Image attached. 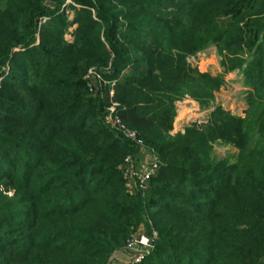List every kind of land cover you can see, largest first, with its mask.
<instances>
[{
	"label": "trees",
	"instance_id": "16d2710c",
	"mask_svg": "<svg viewBox=\"0 0 264 264\" xmlns=\"http://www.w3.org/2000/svg\"><path fill=\"white\" fill-rule=\"evenodd\" d=\"M209 46L244 66V117L170 136L177 102L223 84L187 62ZM112 103L158 158L144 195ZM140 229L157 238L136 264H264V0H0V264H111Z\"/></svg>",
	"mask_w": 264,
	"mask_h": 264
},
{
	"label": "rangeland",
	"instance_id": "374dc122",
	"mask_svg": "<svg viewBox=\"0 0 264 264\" xmlns=\"http://www.w3.org/2000/svg\"><path fill=\"white\" fill-rule=\"evenodd\" d=\"M67 16L71 19L72 12L67 11ZM74 27H70L67 31L66 39L72 40L71 32ZM188 63L197 67L201 72H207L212 76H220L223 84L219 88V91L215 94L214 100L207 108H202L200 105L189 97L184 98L182 101L176 103V117L174 119L173 129L169 133L170 136H174L177 133H184L185 127L189 125H195L196 128H203L207 124L210 113L216 108L220 107L229 111L232 115L238 117H244V112L247 108L246 97L250 91L245 86L243 68L235 69L233 71H225L222 66V56L218 52L215 46H209L203 51L198 52L195 56L188 58ZM180 113H183L182 119L177 121ZM213 156L218 160H228L233 162V156L237 153V150L231 145L225 144L222 141H217L213 145ZM140 158V159H139ZM135 160V167H139L140 162L147 160V157L141 155ZM150 187V186H149ZM145 234H142V237ZM135 236H138L137 234ZM147 237V235H146ZM136 254L137 252L134 251ZM130 251L128 256H130ZM113 261V260H111ZM129 260H125L122 264H126ZM114 262V261H113ZM112 262V263H113Z\"/></svg>",
	"mask_w": 264,
	"mask_h": 264
},
{
	"label": "built area",
	"instance_id": "2783aa9c",
	"mask_svg": "<svg viewBox=\"0 0 264 264\" xmlns=\"http://www.w3.org/2000/svg\"><path fill=\"white\" fill-rule=\"evenodd\" d=\"M46 21L45 18L39 19V25ZM87 81V87L89 92L96 96L99 95V89L103 83L101 76L95 71H89L85 76ZM104 84V83H103ZM115 82L110 83L109 97H113V87ZM117 103H112L108 108V114L106 115V123L113 129L121 133L126 139L134 142L140 146L143 157L148 159L144 163L140 164L139 167H135V161L132 157H127L124 160L122 171L123 178L126 181V185L129 189L138 191L144 195L149 189V181L155 177L159 170V161L153 152H148L144 147V143L138 138L136 131L129 129L121 120L119 115L116 113ZM157 238L155 231H152L151 236L138 237L134 236L126 245L125 251H136L137 253L133 258L126 264H136L142 260V254L153 248V243ZM145 249V251H143Z\"/></svg>",
	"mask_w": 264,
	"mask_h": 264
},
{
	"label": "crops",
	"instance_id": "0c3cea01",
	"mask_svg": "<svg viewBox=\"0 0 264 264\" xmlns=\"http://www.w3.org/2000/svg\"><path fill=\"white\" fill-rule=\"evenodd\" d=\"M183 115V113H180L179 114V116H178V118H177V121L179 120V119H182V116ZM142 163H144L143 161H142ZM142 163H140V164H142ZM142 234H145V232L143 231V229H140L139 231H138V233H137V235H138V237H142ZM145 237H146V234L144 235ZM128 252L129 251H125V250H123V251H121L120 253H118L116 256H114L113 258H112V260L114 261H111V264H122V262H124L125 260L127 261V260H131L132 258H133V256L135 255L134 253V251H130V253H131V255L130 256H128ZM113 262V263H112Z\"/></svg>",
	"mask_w": 264,
	"mask_h": 264
},
{
	"label": "water",
	"instance_id": "95a60500",
	"mask_svg": "<svg viewBox=\"0 0 264 264\" xmlns=\"http://www.w3.org/2000/svg\"><path fill=\"white\" fill-rule=\"evenodd\" d=\"M143 251H145V249Z\"/></svg>",
	"mask_w": 264,
	"mask_h": 264
}]
</instances>
